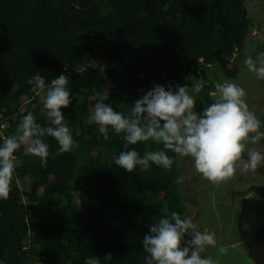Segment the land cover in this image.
<instances>
[{"label": "trees", "instance_id": "16d2710c", "mask_svg": "<svg viewBox=\"0 0 264 264\" xmlns=\"http://www.w3.org/2000/svg\"><path fill=\"white\" fill-rule=\"evenodd\" d=\"M95 2L84 11L76 6L90 8L94 0H0V130L8 137L29 112L49 126L27 83L31 76L38 71L50 85L84 68L81 82L69 85L72 104L61 109L79 147L60 153L55 139L45 136L46 166L26 146L16 153L23 162L9 198L0 200V264H86L91 257L99 264H146L142 240L151 224L173 211L187 216L178 155L167 152L174 160L170 170L117 167L113 158L127 150L123 135L109 129L105 140L99 126L86 121L90 100L107 89L105 103L127 115L153 84L174 89L202 81L196 99L211 105V66L246 41V0ZM98 55L99 67H93ZM27 102L33 107L22 110ZM128 147L142 157L162 145ZM27 178L24 191L18 180ZM253 188L264 198V188Z\"/></svg>", "mask_w": 264, "mask_h": 264}, {"label": "clouds", "instance_id": "9594fccd", "mask_svg": "<svg viewBox=\"0 0 264 264\" xmlns=\"http://www.w3.org/2000/svg\"><path fill=\"white\" fill-rule=\"evenodd\" d=\"M261 57L264 53L256 61L248 58L245 64L257 79L264 80ZM27 83L40 97L50 123L42 126L29 112L16 132L0 141V200L9 198L16 153L22 146H26L31 156L39 158L41 166L47 165L49 157V145L42 139L45 136L55 139L60 153L79 147L61 111L72 104L68 76L61 74L49 85L37 71ZM202 88V81L191 87L177 85L175 90L171 84L167 87L153 84L134 102L127 115L97 100L89 108V120L99 126L105 140L109 129L118 136L123 135L127 150L121 151L113 161L127 173L137 167L147 171L152 165L170 170L174 160L167 154L169 151L181 158L190 157L195 170L214 184L231 179L237 170L255 172L264 167V153L248 148L249 144L255 145L264 139V131H261L264 121L249 110L245 90L233 83H216L212 93L216 101L197 112L196 96ZM138 142H150L162 148L148 151L141 157L134 148L128 147ZM142 245L147 254L146 264H216L211 257L202 256L208 247L216 246L215 234L199 230L192 218H182L175 211L151 224ZM106 257L111 259V255ZM86 264H99V261L91 257Z\"/></svg>", "mask_w": 264, "mask_h": 264}, {"label": "rangeland", "instance_id": "374dc122", "mask_svg": "<svg viewBox=\"0 0 264 264\" xmlns=\"http://www.w3.org/2000/svg\"><path fill=\"white\" fill-rule=\"evenodd\" d=\"M246 3L250 27L243 48L235 51L228 60H218L211 66L215 73L209 76L214 87L216 83L228 82L243 88L249 110L264 121V80L257 79L245 64L248 58L256 61L264 53V0H246ZM100 60L98 55L91 65L99 67ZM83 72L84 68H79L76 78L68 77L69 85L81 82ZM107 91L95 94L90 106L97 100L105 101ZM214 92L215 89L210 95L215 102ZM30 107L33 106L27 102L22 110ZM205 107L197 101L195 110L202 112ZM90 115L88 112L86 121L91 123L94 121L89 120ZM248 148L264 153V139L255 145L249 144ZM22 162L23 159L17 157L16 167ZM179 169L187 217L199 225V230L215 234L216 246L208 247L202 256L211 257L216 264H264V236H259L264 233V198L253 188H264V167L255 172L237 170L231 179L219 184L204 179L195 170L190 157H179ZM18 182L24 191L30 189L28 178L24 183ZM23 200L28 202L26 197ZM36 239L40 240L39 237ZM221 249L225 251L221 252Z\"/></svg>", "mask_w": 264, "mask_h": 264}, {"label": "water", "instance_id": "95a60500", "mask_svg": "<svg viewBox=\"0 0 264 264\" xmlns=\"http://www.w3.org/2000/svg\"><path fill=\"white\" fill-rule=\"evenodd\" d=\"M95 4H96V2L94 0V3L92 5V7H90V8H81L79 6H76V8L79 9V10L89 11L91 8H93L95 6ZM71 18H72V21H73V25L76 27V21H75L74 17L71 16ZM84 35H86V36H95V34H92V33H85Z\"/></svg>", "mask_w": 264, "mask_h": 264}, {"label": "built area", "instance_id": "2783aa9c", "mask_svg": "<svg viewBox=\"0 0 264 264\" xmlns=\"http://www.w3.org/2000/svg\"><path fill=\"white\" fill-rule=\"evenodd\" d=\"M5 127V125H1V129H3ZM0 135L3 137V138H7L8 136L4 133V132H2L1 130H0Z\"/></svg>", "mask_w": 264, "mask_h": 264}]
</instances>
